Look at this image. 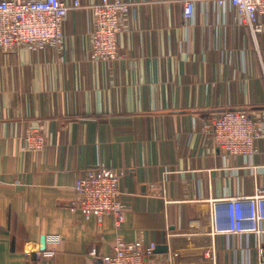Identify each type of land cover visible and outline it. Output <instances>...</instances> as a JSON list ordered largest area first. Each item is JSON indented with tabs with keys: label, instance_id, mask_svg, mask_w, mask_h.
Returning <instances> with one entry per match:
<instances>
[{
	"label": "crops",
	"instance_id": "obj_1",
	"mask_svg": "<svg viewBox=\"0 0 264 264\" xmlns=\"http://www.w3.org/2000/svg\"><path fill=\"white\" fill-rule=\"evenodd\" d=\"M81 1L61 50L0 52V264H104L119 239L166 246L153 264L253 260L238 240L211 234V213L264 188V34L255 39L214 0H194L190 22L185 0H127L120 58L98 62L86 6L99 0ZM224 110L255 119L257 154L210 146L203 121ZM31 129L43 151L26 150ZM97 164L122 172L120 228L72 209L76 180Z\"/></svg>",
	"mask_w": 264,
	"mask_h": 264
},
{
	"label": "built area",
	"instance_id": "obj_2",
	"mask_svg": "<svg viewBox=\"0 0 264 264\" xmlns=\"http://www.w3.org/2000/svg\"><path fill=\"white\" fill-rule=\"evenodd\" d=\"M214 3L221 9L233 8L238 24L248 28L255 39L264 34V0H214ZM83 5L81 0L69 3L63 0H1L0 52L41 47L61 50L65 42L63 26L71 11ZM131 6L127 0H99L87 4L92 17L89 37L93 60H119L120 26L130 13ZM182 16L188 22L193 20L194 0H185ZM201 129L208 136L212 148L221 149L229 156L257 154V141L263 136L255 119L242 110L217 113L204 120ZM24 141L28 151L45 149V136L39 130H29ZM121 176V171L104 164L89 168L85 176L76 180L77 200L73 203V211L81 212L87 219L96 217L100 222L106 216H113L116 227L120 228L127 211L120 196ZM211 219L213 236H225L229 245L231 240H238L249 256L252 251L254 253L253 260L249 257L246 262L231 264H264V188L257 189L252 195L214 202ZM48 241L58 242L59 238L52 236ZM157 246L155 242L142 239L133 242L119 239L114 250L102 261L104 264H153ZM53 255L55 250L39 252L40 257ZM91 256H97L95 249Z\"/></svg>",
	"mask_w": 264,
	"mask_h": 264
},
{
	"label": "water",
	"instance_id": "obj_3",
	"mask_svg": "<svg viewBox=\"0 0 264 264\" xmlns=\"http://www.w3.org/2000/svg\"><path fill=\"white\" fill-rule=\"evenodd\" d=\"M46 247V238L44 237L42 242H41V249L44 250ZM157 251L158 252H161V251H168V248L165 246V247H157Z\"/></svg>",
	"mask_w": 264,
	"mask_h": 264
},
{
	"label": "rangeland",
	"instance_id": "obj_4",
	"mask_svg": "<svg viewBox=\"0 0 264 264\" xmlns=\"http://www.w3.org/2000/svg\"><path fill=\"white\" fill-rule=\"evenodd\" d=\"M73 206V205H72Z\"/></svg>",
	"mask_w": 264,
	"mask_h": 264
}]
</instances>
